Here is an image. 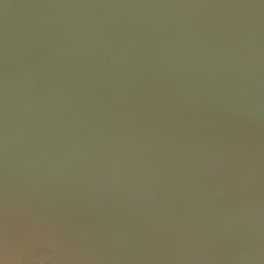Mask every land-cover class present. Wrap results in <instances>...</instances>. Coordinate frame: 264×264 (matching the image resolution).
<instances>
[{
    "label": "water",
    "instance_id": "water-1",
    "mask_svg": "<svg viewBox=\"0 0 264 264\" xmlns=\"http://www.w3.org/2000/svg\"><path fill=\"white\" fill-rule=\"evenodd\" d=\"M0 264H264V0H0Z\"/></svg>",
    "mask_w": 264,
    "mask_h": 264
}]
</instances>
